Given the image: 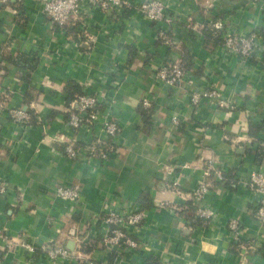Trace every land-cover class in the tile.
Masks as SVG:
<instances>
[{
  "label": "crops",
  "instance_id": "1",
  "mask_svg": "<svg viewBox=\"0 0 264 264\" xmlns=\"http://www.w3.org/2000/svg\"><path fill=\"white\" fill-rule=\"evenodd\" d=\"M43 1L0 0V180L8 182L0 230L12 241L0 240V264H47L41 255L49 245L74 254L62 264H264L256 196L243 184L251 171H264V56L245 61L223 47L224 31L220 37L206 32L219 16L215 23L226 28L264 35V0H165L171 26L147 20L138 9L147 0H133L129 9L87 10L65 33L44 13ZM160 27L174 46L158 40ZM23 54L32 61L20 68L4 57ZM185 55L191 84L155 79L160 67ZM211 84L235 110L191 104L190 89ZM70 85L101 98L102 114L121 127L108 161L65 155ZM145 97L153 100L148 120L141 112ZM1 105L22 108L33 123L17 125ZM101 135L99 122L77 132L85 145ZM211 161L233 172L236 183L216 182L204 202L215 219L192 226L178 211L192 202ZM59 186L80 188L77 206L55 196ZM111 202L146 211L144 222L130 229L137 251L105 247ZM232 219L241 222L239 240L228 229ZM25 239L36 254L19 246Z\"/></svg>",
  "mask_w": 264,
  "mask_h": 264
},
{
  "label": "built area",
  "instance_id": "2",
  "mask_svg": "<svg viewBox=\"0 0 264 264\" xmlns=\"http://www.w3.org/2000/svg\"><path fill=\"white\" fill-rule=\"evenodd\" d=\"M43 11L62 32H66V26L74 19L87 14V10L99 9L109 11L111 9H129L134 5L133 0H44ZM147 20L171 26L174 18L168 15L165 0H147L138 7ZM216 30L224 31L223 47L229 54H232L245 61L256 55L264 56V35L256 31L240 32L232 27H225L224 22L213 25ZM158 40L167 46H174L173 38L168 29H158ZM90 43L95 42V38L90 37ZM194 76L190 70L182 65V61L168 62L155 72V79L171 87L183 85L185 82H193ZM189 98L191 104L198 108L203 102L209 106L220 110H235L236 106L231 103L224 94V90L216 84H211L204 88L192 87ZM153 100L145 97L142 100L144 108H151ZM105 103L97 95L85 92L71 104V111L68 118V126L71 129V136L63 138L66 144L65 155L74 161H85L87 159H100L108 161L117 150L116 139L120 136L122 129L118 123L102 114ZM12 121L17 125L29 126L33 123V117L22 108H7ZM103 119V120H102ZM101 120V121H100ZM172 121L175 126L179 125L178 116H174ZM100 123L101 137L90 144L80 146L77 132L81 128H93ZM85 144V143H84ZM226 172L215 162H209L204 171L205 180L192 192L193 205L196 214L205 224H210L215 219V212L204 204L207 196L212 192L215 183L226 182ZM243 184L248 187L256 196L255 217L264 227V171L253 170L248 174V178L243 180ZM8 193V182L0 180V199ZM55 196L64 202L77 206L81 198L79 187L59 186L55 190ZM146 211L138 206L121 209L113 202L106 207L104 224L106 234L104 245L109 249L120 248L122 251H137L140 248L139 242L134 237L131 228L140 226L146 219ZM228 229L234 240H239L242 235V225L239 219L229 221ZM5 234H4V233ZM0 240H9L6 232L0 230ZM11 244V243H9ZM30 255L37 253L36 246L29 240H22L19 243ZM74 254L67 248L58 245H49L42 250V258L47 264H62L72 259Z\"/></svg>",
  "mask_w": 264,
  "mask_h": 264
},
{
  "label": "trees",
  "instance_id": "3",
  "mask_svg": "<svg viewBox=\"0 0 264 264\" xmlns=\"http://www.w3.org/2000/svg\"><path fill=\"white\" fill-rule=\"evenodd\" d=\"M18 15H24V13H23V7H19L18 8ZM217 17H219V16H217ZM217 17H215L212 21H209V23H207L206 24V32H208V33H210V35H212V33L213 34H219L217 37H220V33H221V31H219V30H216L214 27H213V25H214V23H215V20H216V18ZM220 18V17H219ZM73 21V20H72ZM71 21V22H72ZM71 22L66 26V31L68 30V27L70 26V24H71ZM219 31V32H218ZM218 32V33H217ZM221 35H222V33H221ZM161 43H162V41H161ZM223 44H224V41H223ZM86 46H88V48L91 46L90 44H85ZM8 56V55H7ZM5 57V59H8L7 61H11L12 63H15V65H17V66H19V68L20 67H26V65H29L30 64V62L32 61V59L30 58V56L29 55H21V56H18V58L17 59H13V58H11L12 56H10V58H7L6 56H4ZM182 65L184 66V67H186L188 70H190V71H193L192 70V65H191V63H188L187 62V56L185 55V58H184V60H182ZM30 67H27V68H25L26 69V72L27 73H30L31 72V70H32V67L29 69ZM68 89H70V91H69V98H68V103H74L77 99H78V97L80 96V95H82V94H84V92H83V88L82 87H80V86H77V85H70V87H68ZM143 107V106H142ZM150 110H151V108H144L143 107V110L141 111L142 112V115H143V117L144 118H146V120H148V116L150 115ZM79 145L80 146H85V144H83V143H79ZM260 150H261V148H260ZM233 174V172H231V171H229V172H227L226 174H225V176H226V178H227V182H228V184H235L236 183V179H234V176L232 175ZM143 204V203H142ZM143 210V209H142ZM179 215L185 220V221H187V222H189L192 226L193 225H196V224H198V223H203V224H205V222L201 219V218H199L198 216H197V214H196V208L194 207V205H193V200H192V202L187 206V207H185L184 209H179ZM95 243H93V244H91L90 246H87V245H82L83 246V251L84 252H90V249H93L94 247L93 246H96V245H94Z\"/></svg>",
  "mask_w": 264,
  "mask_h": 264
}]
</instances>
